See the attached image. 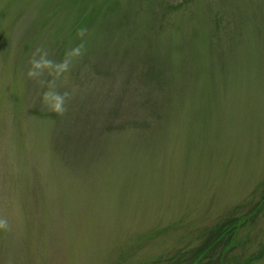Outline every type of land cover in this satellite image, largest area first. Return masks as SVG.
<instances>
[{
  "label": "rangeland",
  "instance_id": "1",
  "mask_svg": "<svg viewBox=\"0 0 264 264\" xmlns=\"http://www.w3.org/2000/svg\"><path fill=\"white\" fill-rule=\"evenodd\" d=\"M81 28L57 115L28 60L62 59ZM0 219V264L257 257L264 0H0Z\"/></svg>",
  "mask_w": 264,
  "mask_h": 264
},
{
  "label": "clouds",
  "instance_id": "2",
  "mask_svg": "<svg viewBox=\"0 0 264 264\" xmlns=\"http://www.w3.org/2000/svg\"><path fill=\"white\" fill-rule=\"evenodd\" d=\"M87 31L86 28L77 31V37L81 39V43L66 49L60 60L52 59L49 49L43 45L36 47L31 53L25 77L37 82L41 88L45 89L40 96V101L51 113L63 115L67 110L66 105L71 94L68 91H59L57 82L71 70L76 61L85 55L83 38L87 35ZM44 77H50V79ZM7 227L8 221L0 219V229Z\"/></svg>",
  "mask_w": 264,
  "mask_h": 264
},
{
  "label": "trees",
  "instance_id": "3",
  "mask_svg": "<svg viewBox=\"0 0 264 264\" xmlns=\"http://www.w3.org/2000/svg\"><path fill=\"white\" fill-rule=\"evenodd\" d=\"M182 4L181 3H178V4H176V5H172L171 7L172 8H170V9H176V8H178V7H180ZM231 221H233V223H235V219H230L228 222L226 221L225 223H223L222 225H218L217 227H215V229H217V231L215 232V233H217L216 235H215V238H214V240L210 243V245H212L213 247H215V246H217L218 244L220 245L222 242H223V240H226V234H225V232H226V230H231V232L229 233V234H227V235H231V234H233V232L236 230V227H238V225L237 226H235L236 224H234L233 226V228L232 229H226V225L228 224V223H230ZM200 250H202V249H200ZM204 250L205 251H210V250H213V248L212 247H209V246H206V245H204ZM223 250V249H222ZM201 253H204V251H201ZM264 253V251H261L260 252V254L257 256V257H254L253 259H248V260H245L244 261V263H236V264H250V262L252 261V260H257L262 254ZM197 255H198V253H197ZM197 255H196V258H197ZM195 256V255H194ZM224 256H225V251H221L218 255H217V257L216 258H211V259H209L208 261H207V263H213V262H216V260H217V264H225L226 262H225V259H224ZM193 264H200V262H198V263H193Z\"/></svg>",
  "mask_w": 264,
  "mask_h": 264
}]
</instances>
